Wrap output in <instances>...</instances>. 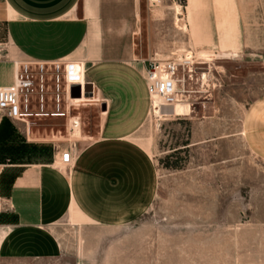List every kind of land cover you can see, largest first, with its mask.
I'll return each mask as SVG.
<instances>
[{
	"label": "crops",
	"instance_id": "0c3cea01",
	"mask_svg": "<svg viewBox=\"0 0 264 264\" xmlns=\"http://www.w3.org/2000/svg\"><path fill=\"white\" fill-rule=\"evenodd\" d=\"M230 2L235 21L243 26L236 52L230 50L232 61L245 66L248 56L262 52L252 50L253 36H247L250 5ZM204 6L187 0L185 13L174 6L175 26L198 50L213 48L216 39L210 25L214 16ZM0 43L6 46L0 73H8L0 87L13 85L16 60L79 63L99 100L90 106L100 113L96 135L83 144L70 170L60 168V155L50 163L7 168L11 177L1 187L0 260L56 261L64 257L68 240L75 249L82 245L75 237L80 231H115L138 222L159 191L156 142L140 139L143 130H150L152 115L145 61L166 53V45L154 41L144 0H0ZM173 54L167 51L165 57ZM250 77L219 85L211 104L195 93L189 112L162 119L160 130L168 125L189 130L186 144L176 151L193 155L209 146L237 145L241 153L234 151L229 159L245 154L264 167V91L254 90Z\"/></svg>",
	"mask_w": 264,
	"mask_h": 264
},
{
	"label": "rangeland",
	"instance_id": "374dc122",
	"mask_svg": "<svg viewBox=\"0 0 264 264\" xmlns=\"http://www.w3.org/2000/svg\"><path fill=\"white\" fill-rule=\"evenodd\" d=\"M237 1L250 5L247 9L253 17L248 26L252 32L247 36H253L252 50L262 52L248 56L245 66L232 61L235 57L230 50L241 41L243 26L235 21L230 0H199L215 20L210 24L216 30L215 44L208 50L196 49L186 31L175 26L174 6H182L185 13L187 0H160L153 7L144 0L154 41L166 45V53L153 58H163L171 50L177 55L208 56L194 68L193 81L187 87L195 92L200 74L207 73L210 85L200 94L205 105L212 103L219 85L238 84L249 74L254 90L262 87L264 91V0ZM7 77V72L0 73L2 80ZM61 80L64 82L63 76ZM194 95H186L183 101L191 103ZM47 105L51 112L52 104ZM32 111L37 112L35 102ZM186 112L189 109L182 104L169 113L182 116ZM71 116L80 119V137L70 132L71 122L65 118L33 116L27 119L29 131L23 123L6 121L0 127L1 182L6 181L10 165L50 163L62 151H80L90 142L100 125L99 109L76 106L71 108ZM161 120L152 114L147 125L150 130L140 134L143 143L156 142L159 174L158 197L146 215L120 230L80 231L75 237L82 245L75 249L73 239L68 240L67 251L59 260H0V264H264V167L245 154L239 160L229 159L234 151L241 153L237 145L209 146L193 155L176 151L186 144L189 130L173 125L160 130Z\"/></svg>",
	"mask_w": 264,
	"mask_h": 264
},
{
	"label": "built area",
	"instance_id": "2783aa9c",
	"mask_svg": "<svg viewBox=\"0 0 264 264\" xmlns=\"http://www.w3.org/2000/svg\"><path fill=\"white\" fill-rule=\"evenodd\" d=\"M159 1L147 0V4L149 7H153ZM180 24H182V19H180ZM5 47V44L0 43V63L5 61ZM201 59L196 54L188 53L186 55L173 54L170 57L152 58L145 61V81L151 114L160 119H165L173 116V114L167 112L172 111L176 104L181 103L190 107L193 106L188 101L184 102L183 98L188 94H202L205 87L209 88L210 85L208 74L201 73L198 91L194 92L187 89L188 83L193 81L194 68L201 65ZM74 64L63 62L54 64L13 62V85L0 87V126L5 120H9L25 124L27 131H29L30 123L27 119L33 116H52L65 118L67 123L71 122L70 132L76 134V131L80 129V119L71 116V108L79 105L69 104L71 89L67 80L68 72L74 69ZM49 76L52 84L50 91L48 90ZM62 76L64 82L61 80ZM87 85L88 83L85 86H79L80 98H90L89 93L86 91ZM48 94H51L50 99L47 97ZM94 96V89L92 88L91 98H95ZM34 102L36 103V113L32 111ZM48 103L52 104L51 112L47 111ZM95 104L98 105L99 102H94L90 105ZM78 154L79 151L76 148L62 151L60 153V168L70 170ZM1 175L2 171H0V211L2 210L3 201Z\"/></svg>",
	"mask_w": 264,
	"mask_h": 264
},
{
	"label": "bare ground",
	"instance_id": "6f19581e",
	"mask_svg": "<svg viewBox=\"0 0 264 264\" xmlns=\"http://www.w3.org/2000/svg\"><path fill=\"white\" fill-rule=\"evenodd\" d=\"M157 1H159V0H157ZM207 57L208 56L200 55V58H202V59L207 58ZM67 80H68V83L70 84V89H72V87H75V86L76 87L85 86L86 79H85L84 67L82 65H80V64L75 63L74 64V69L70 70L68 72ZM94 102H99V100L96 99V98H86V97H82V98L78 97V98H76V97H72L71 94H70V97H69V104L70 105H75V106L79 105L80 107L81 106L85 107L87 105L90 106V104L94 103ZM181 105H182L181 103L176 104L173 109H176V108H178ZM183 105L187 106L188 109L190 108V106H188L186 104H183ZM167 113H169V112H167ZM169 114H173V113H169ZM173 116H174V114H173ZM76 133L79 136V131H76Z\"/></svg>",
	"mask_w": 264,
	"mask_h": 264
},
{
	"label": "water",
	"instance_id": "95a60500",
	"mask_svg": "<svg viewBox=\"0 0 264 264\" xmlns=\"http://www.w3.org/2000/svg\"><path fill=\"white\" fill-rule=\"evenodd\" d=\"M92 88H93V86L91 84H88L87 88H86V91H87V93H89L90 98L92 97ZM71 96L76 97V98L80 97V88L76 87V86L72 87Z\"/></svg>",
	"mask_w": 264,
	"mask_h": 264
},
{
	"label": "trees",
	"instance_id": "16d2710c",
	"mask_svg": "<svg viewBox=\"0 0 264 264\" xmlns=\"http://www.w3.org/2000/svg\"><path fill=\"white\" fill-rule=\"evenodd\" d=\"M6 121H8V120H5V121L2 123V125H3ZM2 125H1V126H2ZM1 126H0V127H1Z\"/></svg>",
	"mask_w": 264,
	"mask_h": 264
}]
</instances>
